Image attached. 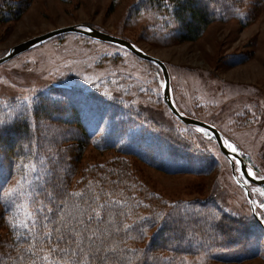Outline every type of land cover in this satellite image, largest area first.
Returning a JSON list of instances; mask_svg holds the SVG:
<instances>
[{
    "label": "rangeland",
    "instance_id": "obj_1",
    "mask_svg": "<svg viewBox=\"0 0 264 264\" xmlns=\"http://www.w3.org/2000/svg\"><path fill=\"white\" fill-rule=\"evenodd\" d=\"M23 1L0 0V57L28 39L72 25L92 26L127 39L167 64L179 111L219 129L244 157L249 171L264 178V8H257L258 0H220L229 5L231 18L219 19L199 39L184 42L176 37L180 27L168 8L147 9L144 0H29L16 17ZM163 88L157 65L118 46L79 34L62 35L0 65V121L27 116L43 97L64 99L69 107L73 103L96 143L145 150L136 158L102 152L92 143L85 147L76 170L125 164L127 176L122 180L131 188L118 187L114 194L131 203L135 221L158 212L163 223L165 216L176 214L189 235L199 226L214 229L219 217L229 215L251 230V246L244 254L214 251L176 258L166 253L165 259L175 264H264V228L235 181L231 163L210 132L185 125L171 113ZM146 127L163 131L177 145ZM236 172L250 189L264 224V187L246 180L237 161ZM29 175L3 176L0 166V213L3 205L24 215L29 212L33 196L25 200L8 195L18 182L30 189ZM199 198L208 203H196ZM188 244L186 239L181 245Z\"/></svg>",
    "mask_w": 264,
    "mask_h": 264
},
{
    "label": "trees",
    "instance_id": "obj_2",
    "mask_svg": "<svg viewBox=\"0 0 264 264\" xmlns=\"http://www.w3.org/2000/svg\"><path fill=\"white\" fill-rule=\"evenodd\" d=\"M200 1H204V5H200ZM20 4L16 8L18 10L16 17L20 16L22 11L27 8L29 0ZM142 4L147 9L167 10L166 8H168L180 27L176 37L182 42L199 39L210 24L219 19L224 20V17H229L231 13L229 5L226 3L223 5L220 0H144ZM211 4L213 9H211ZM257 8H264V0H258ZM222 15L224 16L221 17ZM69 105L72 109L64 99L43 97L31 113H27V116L15 117L0 123L2 175L9 176L14 172L27 175L30 172L29 177L32 178L30 189H34L35 192H42L44 188L55 189L64 199L61 206L63 208L62 215L55 208L52 212L47 213L49 220L52 221L50 224L52 229L62 225L65 220L75 224L73 218H84L91 214L90 211H82L87 210L88 207L84 203V197L70 194L87 193L89 203H93L91 198L93 194H96L100 197L98 203H104L109 199L117 200L114 192L118 187L126 191L131 188L122 180L124 176H127L125 174L126 165L123 163H117L119 164L118 168H114V163H111L110 165L87 168L81 173L76 171L82 161L85 147L96 143V141H94V137L77 106L73 103H69ZM43 122L50 124V127L45 129L40 127ZM135 122L139 123L141 120L135 119ZM148 128L152 129L146 127L145 130ZM69 131L73 132V135H69ZM150 131L168 143L177 145L163 131L162 133ZM99 143L95 145L102 152L113 151L136 158L138 157L136 154L141 153V149L136 152L134 148L128 146L119 149L118 145L113 142L102 141ZM141 151H143L141 154L144 155L145 150ZM152 164L154 163L152 162ZM33 166H35V171ZM38 175H43L44 179L37 181ZM77 179L79 181H76ZM120 184H123V188ZM36 200L48 203L44 195H33L32 200L28 201L27 210L32 213V219L37 221L35 231L31 234L25 228H13L12 226L14 222L27 219L24 214L19 212L20 209L12 205H3L0 213V260H3V264H32L34 259L38 264H46V262L40 261L39 257L48 254L47 247L42 252L38 248H33L31 251L37 252L36 257H32L29 251L28 241L34 239L36 234L42 233V222H46L44 216L36 210L40 207L35 203ZM126 201H120L119 205L111 206L110 215H107L103 222L96 221L91 224V229L101 237L104 243H110L116 249L114 253L110 254L114 257L112 264H175L174 261L165 259L164 255L172 253L176 258L193 257L214 251L244 254L251 246V230H247L239 219L229 215L219 217V220L214 224V229L199 226L196 229L191 228L188 235L186 225L183 226L179 222L183 219L181 216L171 214L167 218L165 216L163 223H160L161 215L154 212V215L135 221V217L129 211L131 203L128 205ZM196 201L199 204L208 203V200L201 198ZM101 215L105 214L102 212ZM14 217L18 218L17 221H14ZM189 218H196V216ZM57 219L60 221L59 224L55 222ZM28 222L31 224V221ZM87 224L88 221L85 218L84 225ZM151 235L153 237L150 245L143 249L142 246ZM209 237H213L212 240ZM186 239L189 244L182 247L181 244ZM97 244L100 245L99 240ZM85 254L91 256L93 252L85 246ZM78 258L79 255L75 259Z\"/></svg>",
    "mask_w": 264,
    "mask_h": 264
},
{
    "label": "snow or ice",
    "instance_id": "obj_3",
    "mask_svg": "<svg viewBox=\"0 0 264 264\" xmlns=\"http://www.w3.org/2000/svg\"><path fill=\"white\" fill-rule=\"evenodd\" d=\"M0 123H3L0 121ZM205 135H208L205 132ZM212 137L209 136V139ZM221 146H225L231 150L233 153H237V149L227 140L221 141ZM234 160L235 157H232ZM35 171V166H33ZM245 171L247 166L244 167ZM248 175L255 178V174L252 171H248ZM44 179L43 175H38L36 177L37 181H42ZM31 183V182H27ZM264 195V193H261ZM8 195L10 197H24L25 200L30 199L33 195L39 196L44 195L48 203L44 201L36 200L35 203L39 204L40 207L36 209L44 216L43 231L40 234H36L35 238L28 241L30 244L29 251L31 252L32 257L37 256V252L31 251L33 248H38L41 252L45 247H47L48 254L41 255L39 260L46 262V264H112L114 257L110 254L114 253L116 249L110 244H105L100 236L96 234L94 230L91 229V224L100 221L103 222L107 215H110L111 206L119 205L120 201L118 200H106L104 203H98L100 197L96 194L92 195L93 203H89V198L87 193H72V196L84 197V203L87 204V210L90 211V215H86L84 218H73L75 219V224L71 223L69 220H65L64 223L58 227L52 229L50 224L52 223L49 220L47 213L53 211L55 208L58 213L62 215L63 208L61 207L64 203V199L56 192L55 189L44 188L42 192H35L34 189H26L25 183L18 182L17 187L10 188L8 190ZM108 195V194H105ZM24 204H21L23 209ZM264 207V204L261 205ZM105 215H101V213ZM25 216L27 219L19 222L13 223V228H25L28 233H34L37 221L32 219V213L26 212ZM88 221L87 225H84V220ZM14 221H17V217L13 218ZM28 221H31L29 224ZM57 224L60 223L59 219L55 221ZM81 225H84L83 227ZM100 241L98 246L97 241ZM63 245V247H61ZM85 246L89 251H92L91 256L85 254ZM57 254H59L57 256ZM79 255L78 259H75ZM0 264H3V260H0ZM32 264H38L37 260H33Z\"/></svg>",
    "mask_w": 264,
    "mask_h": 264
},
{
    "label": "water",
    "instance_id": "obj_4",
    "mask_svg": "<svg viewBox=\"0 0 264 264\" xmlns=\"http://www.w3.org/2000/svg\"><path fill=\"white\" fill-rule=\"evenodd\" d=\"M67 34H79V35H83V36L89 37L91 39L97 40L99 42H103V43H107V44H111L114 46L121 47V48L131 52L136 57H138L144 61H147L149 63L157 65L163 73V77H164L163 95H164L165 103L167 104L171 113L178 120H180L182 123H184L185 125L204 129V130L210 132L214 136L221 152L224 154V156L231 163L233 177H234L235 181L245 191L246 197H247V199L250 203V206H251V211H252L253 216L258 220L260 225L264 228V224L259 220V218L256 214V205H255V202L253 200L250 189L245 184L241 183V181L239 180V178L237 176L236 161L238 162L239 167H240V171L244 175L246 180L250 181L251 183H253L257 186L264 187V178H257V177L253 178L252 176H249L248 175V171H249L248 164H247L246 160L244 159V157H242L239 153L231 152V150L225 146H221V141L224 140V135L219 129H217L216 127H214L213 125H211L205 121L189 117V116L183 114L181 111H179V109L177 108V106H176V104L172 98V95H171V86H170L171 79H170L169 69L167 67V64L164 61H162L161 59L148 54L147 52H145L143 49L139 48L133 42H131L127 39H124L122 37H118L115 35L108 34V33L103 32L97 28H94L92 26L72 25V26L62 27V28H58V29L46 32L42 35L33 37V38L28 39V40H26V41H24L18 45H15L14 47L10 48L2 57H0V65L12 60L13 58H15V57H17V56H19L25 52H28V51L36 48V47H39V46L47 43L51 39H54V38L62 36V35H67ZM232 157H235V159L233 160ZM245 166H247L248 171L244 170Z\"/></svg>",
    "mask_w": 264,
    "mask_h": 264
}]
</instances>
